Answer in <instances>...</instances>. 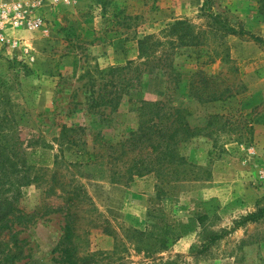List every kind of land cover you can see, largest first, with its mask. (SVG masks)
I'll return each mask as SVG.
<instances>
[{"label": "rangeland", "instance_id": "rangeland-1", "mask_svg": "<svg viewBox=\"0 0 264 264\" xmlns=\"http://www.w3.org/2000/svg\"><path fill=\"white\" fill-rule=\"evenodd\" d=\"M8 1L31 4V17L44 20L8 25L17 45L0 44V127L28 152L36 178L15 192L30 215L16 228L17 264H62L59 208L77 195L80 252L96 254L92 264H264V219L238 226L264 208V46L226 35L208 16L264 39V0ZM140 41L147 52L133 60L155 56L161 68L128 64L127 45L138 50ZM143 101L180 109L198 129L180 137L187 180L173 178L175 168L124 177L109 147L138 128ZM93 151L110 159L88 162ZM167 224L179 240L148 256Z\"/></svg>", "mask_w": 264, "mask_h": 264}, {"label": "trees", "instance_id": "trees-1", "mask_svg": "<svg viewBox=\"0 0 264 264\" xmlns=\"http://www.w3.org/2000/svg\"><path fill=\"white\" fill-rule=\"evenodd\" d=\"M208 16L220 25L226 35L240 38L249 37L264 46L262 37L251 33L244 27H236L227 19L213 12ZM186 24L185 21L177 22L172 30L175 31L177 26H185ZM188 31H191V27ZM138 44V50L131 43L127 45L125 54L128 64L132 68H139L142 64L145 66L153 65L152 69L161 68L162 59L154 58L155 56L147 58L146 61L141 62V65L133 60L136 56L139 59L142 58L147 52L145 41H140ZM116 97L109 101H104V99L99 101H103L104 104H113ZM139 110L140 122L138 128L130 132L129 137L122 141L121 145L109 147L120 153L117 158L124 168V177L129 176V179H132L135 176L143 177L152 173L160 178L161 176L167 177L171 175L170 171L175 168V171L177 169L178 171L172 177H176L175 179L178 180H187L188 175L184 167L187 162L180 153L179 143L183 137L197 136L198 129L192 127L184 119L180 109L169 106L164 102L143 101ZM7 131V128L0 127V136H2L0 139V264H17L23 259L24 252L23 246H20L21 241L16 228L22 225L30 215L17 206L19 195H16V193L19 194L22 186L29 184L36 178L31 180L29 170L32 167L26 166L24 158L28 152L14 148L9 139L11 133ZM72 144L79 145L77 140H73ZM106 157L110 159L107 152H88V162L96 163L97 161H103ZM13 174L18 175V177L13 178ZM19 175L22 176L19 178ZM10 192H13L15 196ZM83 199L86 198L83 197ZM78 200V195L77 197L72 196L68 199L64 208H59L60 212L65 213L64 234L59 243L60 263L62 264H92L96 261V254L82 255L80 252L81 237L76 231ZM214 201L216 200L213 199L204 204L209 213L212 211L211 208L214 207ZM262 219H264V208L240 219L238 226L259 222ZM138 233L144 235L143 232L138 231ZM7 235L9 238H7ZM158 236L155 243L157 248L146 250L148 256L169 251L180 238L176 228L169 224L163 228ZM220 238L221 236H214L212 240L215 241ZM139 250L141 251V249ZM160 261V264H178L177 261L164 262L162 257Z\"/></svg>", "mask_w": 264, "mask_h": 264}, {"label": "built area", "instance_id": "built-area-1", "mask_svg": "<svg viewBox=\"0 0 264 264\" xmlns=\"http://www.w3.org/2000/svg\"><path fill=\"white\" fill-rule=\"evenodd\" d=\"M63 1L70 3L72 0H54V2ZM41 4L42 0L36 1ZM31 4L24 5L21 2H13L8 0H0V44L17 45V41L12 42L6 35V28L11 25L13 28H27L37 29L43 25L42 17H31Z\"/></svg>", "mask_w": 264, "mask_h": 264}]
</instances>
